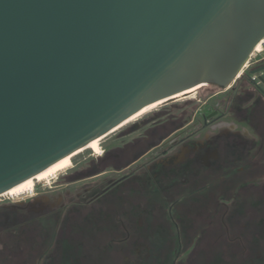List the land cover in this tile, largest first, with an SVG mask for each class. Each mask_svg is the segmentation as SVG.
Instances as JSON below:
<instances>
[{"label":"flooded vegetation","instance_id":"1","mask_svg":"<svg viewBox=\"0 0 264 264\" xmlns=\"http://www.w3.org/2000/svg\"><path fill=\"white\" fill-rule=\"evenodd\" d=\"M263 52L1 201L0 264H264Z\"/></svg>","mask_w":264,"mask_h":264},{"label":"water","instance_id":"2","mask_svg":"<svg viewBox=\"0 0 264 264\" xmlns=\"http://www.w3.org/2000/svg\"><path fill=\"white\" fill-rule=\"evenodd\" d=\"M263 40L264 0H0V197L145 109L230 87Z\"/></svg>","mask_w":264,"mask_h":264},{"label":"rangeland","instance_id":"3","mask_svg":"<svg viewBox=\"0 0 264 264\" xmlns=\"http://www.w3.org/2000/svg\"><path fill=\"white\" fill-rule=\"evenodd\" d=\"M264 55V52L262 54V56ZM213 88H200L199 89V94H206L207 92H211ZM198 98L195 97H182L176 100H173L171 102H168L166 104H162L158 107H156L155 109L149 111L148 113L142 115L141 117L137 118L136 120L128 123L126 126H124L123 128H121L120 130L116 131L115 133L109 135L108 137L104 138L100 144H106L109 142L114 141L115 139H117L127 128L133 126L136 123H139L141 120L143 119H150L153 116H155L156 114H161L165 111H169V110H179V109H185L187 107H189L190 105H194V106H198L201 105L200 103L197 102ZM102 152L101 146L99 147V152ZM95 151L88 149L85 150L83 152H81L80 154L74 156L72 158V163L75 161H79V160H83L84 158H89L92 156V154H94ZM71 168H69L68 170L62 171V172H69ZM50 180V179H49ZM37 182L34 183L33 187L36 185ZM24 195V194H23ZM24 198V196H18V197H10V196H5L0 198V202L1 201H17Z\"/></svg>","mask_w":264,"mask_h":264},{"label":"bare ground","instance_id":"4","mask_svg":"<svg viewBox=\"0 0 264 264\" xmlns=\"http://www.w3.org/2000/svg\"><path fill=\"white\" fill-rule=\"evenodd\" d=\"M256 49H257V51H262V43H259ZM156 105H154V106H152V107H150L148 109H145L142 112H140L139 114H137L136 116L132 117L129 120L128 123L136 120L137 118L141 117L142 115H144V114L148 113L149 111H151V110L155 109L156 107H158ZM101 141L102 140H96V141L92 142L88 146V149H91V150H93L95 152H99V146H100V142ZM75 154H73L71 156H68V157L64 158L63 160L59 161L54 166L50 167L46 171H44L41 174H39L35 179L31 178V179L23 182L22 184H20L16 188L10 190L7 193V195L10 196V197H18V196H21L23 194H26V193H28L29 191H31L34 188L33 185H34L35 182H41V181H44V180H48V179H50V177L56 176L59 172L68 169L72 165V158L74 157Z\"/></svg>","mask_w":264,"mask_h":264},{"label":"built area","instance_id":"5","mask_svg":"<svg viewBox=\"0 0 264 264\" xmlns=\"http://www.w3.org/2000/svg\"><path fill=\"white\" fill-rule=\"evenodd\" d=\"M262 43V46H263V49H262V51H260V53H262L263 51H264V40L261 42ZM53 177H51L50 178V180L52 179ZM50 180H44V181H41V182H37L36 183V187H38L39 189H42V188H44L45 186H46V184L48 183V182H50ZM35 186H34V188H35ZM29 192H31V191H29ZM28 192V193H29ZM28 193H26V194H24V195H21V196H26ZM5 196H8L7 194H4V195H2L0 198H2V197H5ZM12 198H14V197H12Z\"/></svg>","mask_w":264,"mask_h":264},{"label":"trees","instance_id":"6","mask_svg":"<svg viewBox=\"0 0 264 264\" xmlns=\"http://www.w3.org/2000/svg\"><path fill=\"white\" fill-rule=\"evenodd\" d=\"M89 159H91L90 157L89 158H87V160H89Z\"/></svg>","mask_w":264,"mask_h":264}]
</instances>
